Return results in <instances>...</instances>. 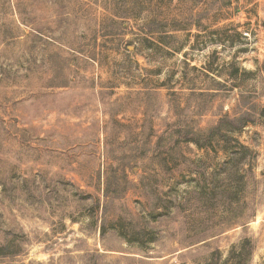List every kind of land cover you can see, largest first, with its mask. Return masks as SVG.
<instances>
[{
  "label": "rangeland",
  "instance_id": "rangeland-1",
  "mask_svg": "<svg viewBox=\"0 0 264 264\" xmlns=\"http://www.w3.org/2000/svg\"><path fill=\"white\" fill-rule=\"evenodd\" d=\"M263 109L264 0H0V264H264Z\"/></svg>",
  "mask_w": 264,
  "mask_h": 264
},
{
  "label": "trees",
  "instance_id": "trees-1",
  "mask_svg": "<svg viewBox=\"0 0 264 264\" xmlns=\"http://www.w3.org/2000/svg\"><path fill=\"white\" fill-rule=\"evenodd\" d=\"M261 117H264V109L261 112ZM226 127L228 130L224 131H235V128L230 123H226ZM182 140L185 143H193L197 148H212L214 143L220 141L222 143L226 142H234L238 147L243 148V146L239 143L236 138H232L227 136L220 125L214 126L210 128L208 131L196 130V131H188L184 136H182ZM253 216V214L251 215ZM250 216V217H251ZM2 249V248H1ZM253 251L252 243L249 239H245L240 248L238 250H233L230 256L220 263V258L217 253L213 255V258L208 264H244L248 258L251 256Z\"/></svg>",
  "mask_w": 264,
  "mask_h": 264
}]
</instances>
